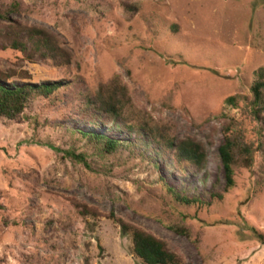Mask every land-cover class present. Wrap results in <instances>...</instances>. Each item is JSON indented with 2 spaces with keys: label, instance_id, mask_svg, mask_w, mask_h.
<instances>
[{
  "label": "rangeland",
  "instance_id": "374dc122",
  "mask_svg": "<svg viewBox=\"0 0 264 264\" xmlns=\"http://www.w3.org/2000/svg\"><path fill=\"white\" fill-rule=\"evenodd\" d=\"M2 9L1 33L45 28L73 61H31L0 37L1 73L66 81L16 120L0 119V264H144L135 227L165 240L183 264H264L256 237L264 234V125L249 109L264 68V0H0ZM115 77L140 119L201 141L203 163L156 147L143 130L92 123L85 96ZM230 126L256 154L225 191L219 146ZM80 131L127 146L111 155L88 147L86 167L61 151L85 148ZM168 187L201 202L183 204ZM76 203L98 213L81 215Z\"/></svg>",
  "mask_w": 264,
  "mask_h": 264
},
{
  "label": "trees",
  "instance_id": "16d2710c",
  "mask_svg": "<svg viewBox=\"0 0 264 264\" xmlns=\"http://www.w3.org/2000/svg\"><path fill=\"white\" fill-rule=\"evenodd\" d=\"M10 8L16 10L17 3H13ZM5 13L6 9L0 10L1 17L5 16ZM0 37H5V42L1 44L3 49L10 48L23 52L31 61L36 55L56 66L70 65L73 61L71 53L63 47L60 39L45 28L25 26L14 29V25H9L5 26L3 33L0 32ZM21 75L20 79L15 81L12 80L13 74L0 72V119L16 120L36 97L50 96L59 91L66 83L63 80L35 83L24 80H30L27 72H22ZM255 76L251 85L252 99L249 102V109L254 117L264 125V68H259ZM228 102L235 103V98L229 97ZM131 103L127 86L115 77L101 84L96 94L85 96V102L81 107L84 114L88 115L94 124L104 121L122 129V131L136 135L143 130L156 147L174 148L179 157L196 164L203 163L205 147L201 141L194 138L176 139L171 137L169 134L171 125L162 122L156 127L151 124L150 118L142 116L140 119L136 112L129 110ZM77 137L84 141L85 148L82 151L77 148L62 149V155L75 163L84 164L86 167H89L88 147L100 146L102 151L111 155L127 146L122 140L101 132L80 131ZM219 151L226 175L225 191H228L235 185V169L253 165L256 148L244 141L241 134L230 126L225 130V140L219 146ZM168 190L177 201L183 204L201 202L199 198L196 201V197L190 198L184 192L180 193L171 187H168ZM214 196L223 198L222 193ZM75 205L80 208L81 215L85 216L90 211L94 215L98 213L96 209H89L86 203H76ZM256 237L264 244V234L256 232ZM133 250L144 264H183L181 255L172 251L165 240L138 227L133 230Z\"/></svg>",
  "mask_w": 264,
  "mask_h": 264
}]
</instances>
